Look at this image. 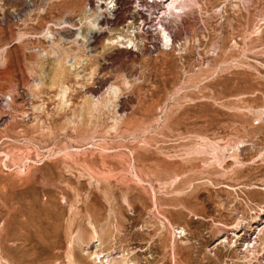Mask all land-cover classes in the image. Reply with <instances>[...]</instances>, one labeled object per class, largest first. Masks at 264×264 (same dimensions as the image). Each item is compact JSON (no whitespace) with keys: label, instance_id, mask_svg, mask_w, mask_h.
Returning a JSON list of instances; mask_svg holds the SVG:
<instances>
[{"label":"rangeland","instance_id":"obj_1","mask_svg":"<svg viewBox=\"0 0 264 264\" xmlns=\"http://www.w3.org/2000/svg\"><path fill=\"white\" fill-rule=\"evenodd\" d=\"M173 1L0 0V264H264V0Z\"/></svg>","mask_w":264,"mask_h":264},{"label":"bare ground","instance_id":"obj_2","mask_svg":"<svg viewBox=\"0 0 264 264\" xmlns=\"http://www.w3.org/2000/svg\"><path fill=\"white\" fill-rule=\"evenodd\" d=\"M107 1V0H106ZM110 2L112 1V0H109ZM178 1H180V3H182L183 5L184 4H186V2H187V0H183V2H182V0H175V1H173V3H171V5H174V4H177V2ZM103 3V2H102ZM167 35V34H166ZM167 42H169V40H170V37H169V35H167ZM171 41V40H170ZM254 248V247H253ZM97 254V253H96ZM98 258H99V254H98Z\"/></svg>","mask_w":264,"mask_h":264}]
</instances>
